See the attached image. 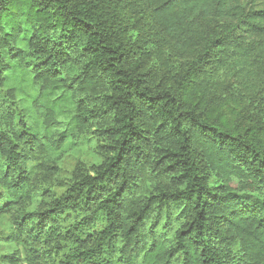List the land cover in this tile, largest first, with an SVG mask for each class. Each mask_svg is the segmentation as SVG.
<instances>
[{
	"label": "trees",
	"instance_id": "obj_1",
	"mask_svg": "<svg viewBox=\"0 0 264 264\" xmlns=\"http://www.w3.org/2000/svg\"><path fill=\"white\" fill-rule=\"evenodd\" d=\"M86 132L106 142L100 165L19 210L46 192L28 163ZM13 209L19 235L68 245L58 264H264V7L0 0V214Z\"/></svg>",
	"mask_w": 264,
	"mask_h": 264
},
{
	"label": "rangeland",
	"instance_id": "obj_2",
	"mask_svg": "<svg viewBox=\"0 0 264 264\" xmlns=\"http://www.w3.org/2000/svg\"><path fill=\"white\" fill-rule=\"evenodd\" d=\"M245 6L250 8L253 4L258 7H264V0H243ZM15 88L16 100L25 99L27 96L19 90V85L12 84ZM29 93V90H28ZM22 107L25 103L22 102ZM25 119L27 123L33 124L35 119L34 112L25 111ZM106 142L101 138L90 133L79 134L74 138L71 147L64 149L61 153L52 156L47 164L37 165V163H28L27 168L31 175L29 186L39 192L45 188L46 192L43 196L26 200L20 207L26 210L40 209L49 199L45 195H55L61 185L67 183L76 171L91 172L104 159ZM40 164V162H39ZM57 192V193H56ZM47 203V202H46ZM17 214L16 210H10L8 213L0 214V256L1 255H18L20 257L19 264H58L68 253L67 244L53 243L52 247L47 250V245L42 247L35 241H30L22 235L13 226V220ZM60 226L64 225L61 223ZM67 220H65V223ZM105 226L103 217H99L97 221L89 227L84 236L96 237L101 229ZM177 226H166L164 229L158 230L166 241H170L173 237ZM78 264V263H77Z\"/></svg>",
	"mask_w": 264,
	"mask_h": 264
}]
</instances>
